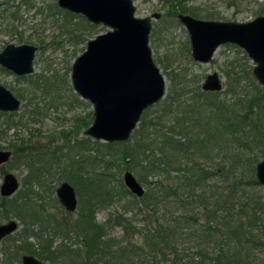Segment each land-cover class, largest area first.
<instances>
[{"label":"trees","instance_id":"trees-1","mask_svg":"<svg viewBox=\"0 0 264 264\" xmlns=\"http://www.w3.org/2000/svg\"><path fill=\"white\" fill-rule=\"evenodd\" d=\"M177 1L174 5L170 1V7L184 11L181 6L189 0ZM226 69V91L230 96L238 95L236 101L231 103L220 99L216 92L201 91L204 101H193L189 110H180L174 109L168 97L155 105L154 115L150 114L152 108L143 112L131 136L133 144L122 151L124 169L136 172L147 184L137 201L153 211L147 217L139 244L129 241L123 245V240L104 239L106 228L113 223L123 226L124 237H131V226L123 216L117 214L104 223L96 220L97 211L106 206V201L115 195L124 197L125 193H130L123 182L117 190H112L101 170L84 172L88 157L92 164L102 165L107 156L90 155L99 143H90V138L83 137L76 145L77 149L88 150L81 154L82 171L76 169L81 168L78 161L69 154H62L60 148L36 154L32 153L35 148L25 150L22 159L26 160L30 175L24 186L38 184L44 192L52 194L54 187L46 189L45 184L51 177L64 179L80 196L79 213L78 218H69L72 213L59 205L56 196L49 201L43 195L32 199L30 192L0 196V212H13L24 225L15 238H5L4 241L13 239L12 246L9 244L0 250L5 254V262L30 254L51 264H137L136 256L144 252L150 256V264H259L254 252L264 247V203L256 194L246 193V187L259 184L255 176L258 158L250 159L251 168L242 175L238 168L222 165L213 172L204 165L210 159L211 149L220 147L219 139L224 135L237 137L245 128H249V133L252 131V142L259 151L264 146V88L256 85L252 94L237 92L236 85L239 89L241 86L235 79L231 61ZM250 73L246 72L249 77ZM117 143L108 142L105 146L111 148ZM235 162L232 157L229 167ZM152 175L157 176V180L151 184L148 178ZM214 177H218L217 180ZM84 189L87 190L85 202L82 200ZM171 203H174L173 208L167 209L165 218L159 221L154 216L156 208ZM177 210H181L179 215H176ZM70 233L81 238V248L64 241L55 244L57 237L64 240ZM181 235L198 241L192 254L178 248L174 239ZM210 243L214 245L209 247ZM57 257L75 261L67 263Z\"/></svg>","mask_w":264,"mask_h":264},{"label":"rangeland","instance_id":"rangeland-1","mask_svg":"<svg viewBox=\"0 0 264 264\" xmlns=\"http://www.w3.org/2000/svg\"><path fill=\"white\" fill-rule=\"evenodd\" d=\"M170 1L173 5L178 2L177 0H132L135 6V16L151 19L148 46L152 60L165 82L163 97L157 103L170 97L174 109L189 110L194 104L193 101H204L200 95V92L204 91L202 84L206 77L213 73H216L222 80V89L216 91L218 97L228 99V102L233 103L238 95L230 96L226 91V68L230 61L233 72H236L235 79L239 80L241 86L239 89L236 85L237 92L247 91L252 94L256 90V85L264 88L253 76L254 63L241 48L234 44L218 47L206 62L194 60L191 55L187 29L177 18L178 14H185L203 20L247 22L264 15V0H189L181 6L185 9L184 11L179 8L172 9ZM152 14H159V17L153 18ZM108 29L107 26L101 24L89 23L80 14L60 8L57 0H0V51L9 44H28L36 47L32 73L18 76L0 66V85L7 88L21 103L17 111H0V150L11 152L8 162L0 165L4 169L2 172L0 168V183L5 173H13L20 184L15 192L16 195L30 192L32 199L43 195L46 201H49L48 199L56 196L55 190L59 184L65 181L51 177L45 184V188L54 187L52 194L44 192L38 184L25 187V179L30 175L26 160L22 159L25 150L32 151L35 148L32 153L36 154V152L60 148L62 154H69L73 160L78 161L81 168L76 169L82 171L81 154L88 150L77 149L76 145L83 137L90 138V143L95 141L99 143L94 151L88 152L90 155L100 153L107 156L102 165L92 164V159L88 157L84 162V172H90L92 169L101 170L114 191L118 189L119 183L123 182L122 177L126 170L121 154L125 147L133 144L131 136L138 128L140 120L130 135L132 138L130 141L128 139L124 142H114L117 144L111 148L105 146L108 142L87 136L85 131L93 121V107L88 100L83 99L74 91L70 77L72 64L85 50L88 40ZM247 71H251L250 77L246 74ZM157 103L147 108H152L151 115L155 114L154 109ZM238 112H241V108H238ZM248 129H243L237 137L224 135L219 139L220 147L217 150L211 149L210 159L205 161L204 165H208L211 171L216 167L226 166V168H238L241 175L248 173L247 169L251 168L249 162L254 158H258L259 162L263 158V146L259 151L252 142V131L249 133ZM149 131L153 130L150 128ZM232 157L236 162L234 166L229 167ZM132 173L141 182L145 192L147 184L140 180L136 172L132 171ZM214 178L217 180L218 177ZM148 180L152 184L157 180V176L152 175ZM124 188L130 194L125 193L124 197L115 195L106 201L104 204L106 206L97 211L96 220L104 223L108 218H114L117 214L123 216L131 226V237H124L123 226L113 223L106 228L104 239H114L117 242L123 240V245L129 241L139 244L146 228L147 217L153 211L152 208L138 202L139 199L133 196L127 187ZM246 191L248 195L256 194L264 203L263 185L246 187ZM76 196L78 206L69 216L72 219L79 213L80 196L77 193ZM86 196L87 190L84 189L82 190L83 202ZM173 205L174 203H171L167 207L156 208L154 216L159 221L164 219L166 210H171ZM180 212L181 210H177L176 215ZM10 219L18 220L13 212L7 214L4 210L0 212V223ZM18 221L19 227L11 237L15 238L24 227L20 220ZM33 230L36 231V227ZM80 240L81 238H78L75 233H70V237L64 240L57 237L55 244L64 241L81 248ZM174 240L178 248L186 254H192L198 243L196 239L189 240L185 235ZM9 244L13 245V239L3 241L0 250ZM208 245L212 247L214 244ZM254 253L257 263L264 264V247L256 249ZM149 258L150 256L146 253L140 252L135 261L137 264H150ZM20 259L12 258L11 262H5V254L0 252V264H21ZM59 259L67 263L75 261L74 258ZM76 261L78 262V259ZM44 263L51 264L49 261Z\"/></svg>","mask_w":264,"mask_h":264},{"label":"water","instance_id":"water-1","mask_svg":"<svg viewBox=\"0 0 264 264\" xmlns=\"http://www.w3.org/2000/svg\"><path fill=\"white\" fill-rule=\"evenodd\" d=\"M57 5L82 15L91 24L109 28L88 40L85 50L72 64L70 77L74 91L93 107V121L85 134L103 142L127 141L143 112L157 103L165 91L163 76L148 46L150 17L135 16L132 0H57ZM152 17L158 18L159 14ZM177 18L187 29L194 60L206 62L218 47L234 44L254 63L253 76L264 87V15L247 22L203 20L185 14H178ZM35 52L32 45L9 44L0 51V66L18 76L30 74ZM221 81L216 73L209 74L202 89L219 91ZM19 105L20 101L0 85V111H17ZM10 156V151L0 150V165L8 162ZM255 168L257 182L264 186V146L263 158ZM122 178L133 195L143 196V186L131 171L126 170ZM18 188V178L11 172L5 173L0 196L10 197ZM55 193L67 211L76 210L77 196L69 182L62 181ZM17 229L14 219L0 224V241ZM21 264L46 263L23 254Z\"/></svg>","mask_w":264,"mask_h":264},{"label":"flooded vegetation","instance_id":"flooded-vegetation-1","mask_svg":"<svg viewBox=\"0 0 264 264\" xmlns=\"http://www.w3.org/2000/svg\"><path fill=\"white\" fill-rule=\"evenodd\" d=\"M98 35V34H97ZM5 48V47H4ZM3 50V49H2ZM1 50V51H2ZM32 62H33V60H32ZM32 73V72H31ZM20 105H21V103H20ZM20 105H19V107H20ZM57 200H58V198H57ZM58 202H59V200H58ZM59 204H60V202H59ZM61 205V204H60ZM62 206V205H61ZM77 206H78V204H77ZM63 207V206H62ZM64 208V207H63ZM65 209V208H64ZM77 209V208H76ZM66 210V209H65ZM67 211V210H66ZM69 212V211H68ZM10 220H12V219H10ZM15 220V219H14ZM9 221V220H8ZM8 221H6V222H3V223H0V224H4V223H7ZM17 221V224H18V227H19V221L18 220H16ZM17 231V230H16ZM15 231V232H16ZM13 234V233H12ZM12 234H10V235H7V236H5L4 238H2V240L0 241V245H1V243L5 240V238L6 237H9V236H11ZM22 256V255H21ZM21 260V259H20Z\"/></svg>","mask_w":264,"mask_h":264},{"label":"bare ground","instance_id":"bare-ground-1","mask_svg":"<svg viewBox=\"0 0 264 264\" xmlns=\"http://www.w3.org/2000/svg\"><path fill=\"white\" fill-rule=\"evenodd\" d=\"M3 68V67H2ZM4 176V175H3ZM123 179V178H122ZM20 185V184H19ZM11 197V196H10ZM140 198V197H139ZM78 201V200H77ZM78 204V203H77ZM43 262V261H42Z\"/></svg>","mask_w":264,"mask_h":264}]
</instances>
